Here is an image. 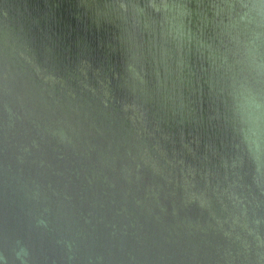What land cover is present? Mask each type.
<instances>
[{
  "label": "water",
  "instance_id": "95a60500",
  "mask_svg": "<svg viewBox=\"0 0 264 264\" xmlns=\"http://www.w3.org/2000/svg\"><path fill=\"white\" fill-rule=\"evenodd\" d=\"M254 3L0 0V264H264Z\"/></svg>",
  "mask_w": 264,
  "mask_h": 264
},
{
  "label": "clouds",
  "instance_id": "9594fccd",
  "mask_svg": "<svg viewBox=\"0 0 264 264\" xmlns=\"http://www.w3.org/2000/svg\"><path fill=\"white\" fill-rule=\"evenodd\" d=\"M255 8L258 16H264V0H255V3L253 5ZM254 107L257 109V112L260 109V106L258 104H254ZM256 121L258 122L260 117L259 115L255 116ZM26 254L25 249L20 248L19 251L16 253L17 258L21 260V264H24L23 262V256ZM5 264H7V258H4Z\"/></svg>",
  "mask_w": 264,
  "mask_h": 264
}]
</instances>
